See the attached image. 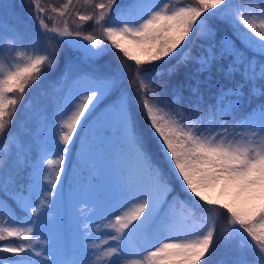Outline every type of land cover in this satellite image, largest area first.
I'll return each mask as SVG.
<instances>
[{"label": "snow or ice", "instance_id": "6c2138e0", "mask_svg": "<svg viewBox=\"0 0 264 264\" xmlns=\"http://www.w3.org/2000/svg\"><path fill=\"white\" fill-rule=\"evenodd\" d=\"M0 145V264H264V0H0Z\"/></svg>", "mask_w": 264, "mask_h": 264}, {"label": "rangeland", "instance_id": "374dc122", "mask_svg": "<svg viewBox=\"0 0 264 264\" xmlns=\"http://www.w3.org/2000/svg\"><path fill=\"white\" fill-rule=\"evenodd\" d=\"M65 0H60L59 4L64 3ZM83 2V0H81ZM34 127V125H31ZM117 134L115 129L101 127L97 135V145L98 153L96 157V169L107 175L108 169L114 162L115 156L117 154L118 145H117ZM87 175V173H85ZM95 179H99V175L95 176ZM213 195H219V190L217 189L212 193ZM0 198H4V193H0ZM223 250H221L222 254ZM221 258V257H220Z\"/></svg>", "mask_w": 264, "mask_h": 264}, {"label": "trees", "instance_id": "16d2710c", "mask_svg": "<svg viewBox=\"0 0 264 264\" xmlns=\"http://www.w3.org/2000/svg\"><path fill=\"white\" fill-rule=\"evenodd\" d=\"M4 2H5V3H16L17 5H19L20 0H4ZM44 2H45V3L54 2V3H56V4H59L60 0H44ZM118 2H120V0H118ZM17 10L20 11L19 9H17ZM89 23H90V22H89ZM86 31H91V29H90V28H87ZM67 51H68L70 54H72V55H75V54H76V50H74V49L68 48ZM56 75H57V73H56V72H53L52 77L55 78ZM45 90H46V89H41L40 91L43 92V91H45ZM29 98H33V97H26V98H25L26 101H27ZM2 147H3V145H0V150H2ZM74 159H75V158L73 157V161H74ZM69 182H71V181H69ZM0 193L3 194V192H0ZM217 258H220V256H218Z\"/></svg>", "mask_w": 264, "mask_h": 264}]
</instances>
